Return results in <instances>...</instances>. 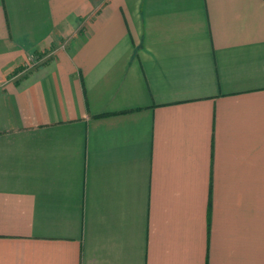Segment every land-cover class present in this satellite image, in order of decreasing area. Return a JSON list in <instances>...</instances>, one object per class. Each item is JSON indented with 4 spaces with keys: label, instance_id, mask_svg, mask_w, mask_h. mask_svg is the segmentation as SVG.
Wrapping results in <instances>:
<instances>
[{
    "label": "crops",
    "instance_id": "0c3cea01",
    "mask_svg": "<svg viewBox=\"0 0 264 264\" xmlns=\"http://www.w3.org/2000/svg\"><path fill=\"white\" fill-rule=\"evenodd\" d=\"M0 264H264V0H0Z\"/></svg>",
    "mask_w": 264,
    "mask_h": 264
}]
</instances>
